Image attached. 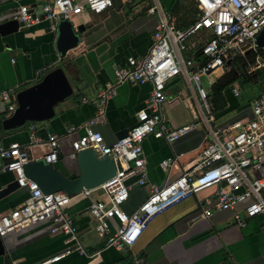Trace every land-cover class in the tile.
<instances>
[{
  "label": "built area",
  "instance_id": "obj_1",
  "mask_svg": "<svg viewBox=\"0 0 264 264\" xmlns=\"http://www.w3.org/2000/svg\"><path fill=\"white\" fill-rule=\"evenodd\" d=\"M151 1L146 12L155 14L157 21L146 54L127 56L126 67L113 69L112 82L94 98H81L82 103L94 104L95 112L79 125L82 134L70 140V158L87 148L99 159L110 158L115 168L111 178L74 195L62 190L45 193L25 176L22 165L27 159L21 147L13 142L0 148L1 170L11 172L18 188L26 193L18 205L0 213V237L44 221L49 222L50 234L59 233L63 237L64 247L42 259L40 264L55 262L71 253L88 258L97 253L87 251L81 244L78 228L67 211L69 203L78 197L87 198L85 210L94 220L93 230L102 237L103 246L116 249L132 245L156 214L210 187H213L214 210L228 211L238 227L256 217L261 218V226H264V94L248 102L249 117L236 119L214 131L215 113L209 102V91L201 84L203 78L210 89L215 72L235 57L246 61L248 55H253L255 67H264V60L258 61V53L264 51V46L255 44V36L264 29V0H192L196 18L183 29L173 25L159 0ZM112 5L113 0H40L37 13L35 7L18 5L7 18L21 22L22 26L46 21L48 29L56 33L61 20H70L72 15L82 11L99 14ZM195 34L201 35V42L190 53L186 43ZM176 77L181 78L192 93L195 116L187 123L169 126L162 117L160 105L166 98V83ZM122 82L150 84L145 99L146 112L123 137L106 143L91 126L101 121L108 99ZM12 95L0 91V101ZM12 107L8 102V111ZM197 126L204 130L197 159L172 178L168 177V171L173 159H161L158 165L166 172V178L160 184L148 183L141 148L143 139L151 136L171 143ZM74 129L69 127L66 133ZM28 131L29 144H40L33 125H28ZM44 144L46 150L41 159L55 163L59 155L58 135L46 133ZM257 170L261 173L254 175ZM130 178H134L136 185L148 184L149 188L146 196L126 213L121 206L128 198L130 184L127 180ZM199 215L206 218L212 211L201 208ZM109 218L115 219L113 230Z\"/></svg>",
  "mask_w": 264,
  "mask_h": 264
},
{
  "label": "crops",
  "instance_id": "obj_2",
  "mask_svg": "<svg viewBox=\"0 0 264 264\" xmlns=\"http://www.w3.org/2000/svg\"><path fill=\"white\" fill-rule=\"evenodd\" d=\"M151 3V0H113L112 7L102 13L82 11L73 15L70 21L74 25L83 24L85 28L80 34V42L67 50L62 58L57 57L54 33L48 29L46 21L21 26L16 32L0 36V91L13 94L35 83L56 66L62 67L72 87L71 94L54 106L51 118L28 121L11 129H3L0 125V148L14 142L21 147L27 160L37 159L46 150V133L57 134L59 155L53 166L65 175L76 174L75 159L68 156L70 140L82 134L83 129L79 125L95 112L94 104L82 103L81 98H94L112 82L113 69L126 67L127 56L146 54L157 21L155 14L146 12ZM159 3L169 14L173 25L178 24L176 19L179 16L183 15L184 19L186 14L193 13L192 7L195 8L192 0H159ZM39 4L40 0H0V19H8L18 5L35 7L37 13ZM200 36L195 34L187 40L188 52L196 50L201 42ZM179 81L183 89L176 84ZM172 85L176 87L173 91L169 88ZM149 90V83L118 84L115 94L105 105L101 121L91 128L99 132L106 143L114 142L116 133L130 128L145 114ZM179 91L187 108L179 102ZM191 94L179 77L166 83V98L160 105V112L169 126H178L193 119L195 107ZM10 102L14 108L15 102ZM235 110L236 115L217 124L216 128L246 117L242 111ZM224 111H228L226 103L214 118ZM2 118L0 116V120ZM30 124L34 126V135L40 139V144H29ZM69 127L75 129L66 133ZM203 134V127L197 126L171 143L146 136L141 148L148 183L160 184L166 178V172L158 165L161 159H173L169 178L190 166L197 159ZM2 164L0 158V188L13 180L11 172L1 170ZM127 183L130 184L128 198L121 206L126 213L146 196L149 188L148 184L136 185L134 178L128 179ZM212 191L213 187L201 190L156 214L135 242L122 249L103 246L102 237L93 230L94 220L86 213L87 198L73 199L67 211L78 228V238L87 251L97 253L91 258L71 253L48 264H264L261 218L250 219L245 226L238 227L228 211L213 209ZM25 194L23 188H18L1 197L0 213L18 205ZM201 208H208L212 215L201 217ZM108 222L113 230L115 219L109 218ZM49 227V222L44 221L3 235L6 252L0 256V264H40L42 259L60 251L64 247L63 237L59 233L50 234Z\"/></svg>",
  "mask_w": 264,
  "mask_h": 264
},
{
  "label": "water",
  "instance_id": "obj_3",
  "mask_svg": "<svg viewBox=\"0 0 264 264\" xmlns=\"http://www.w3.org/2000/svg\"><path fill=\"white\" fill-rule=\"evenodd\" d=\"M22 26L21 22L13 19L0 20V36L16 32ZM83 24L74 25L70 20H61L54 33V50L58 58H62L66 51L74 48L81 40ZM255 44L264 46V29L255 36ZM228 64V62H226ZM72 92L62 67L56 66L35 83L15 91L12 97L0 101V125L3 129H11L23 125L25 122H38L49 119L54 114V106ZM13 100L14 108L8 111L7 104ZM124 128L115 134L120 139L126 134ZM77 173L65 175L53 164L46 163L41 158L27 160L22 168L25 176L33 180L42 192L50 193L62 190L67 195H74L82 189H91L102 184L115 174L113 161L108 158H97L90 149L80 150L75 156ZM18 189L15 180L0 188V198ZM3 236L0 237V256L5 253Z\"/></svg>",
  "mask_w": 264,
  "mask_h": 264
},
{
  "label": "rangeland",
  "instance_id": "obj_4",
  "mask_svg": "<svg viewBox=\"0 0 264 264\" xmlns=\"http://www.w3.org/2000/svg\"><path fill=\"white\" fill-rule=\"evenodd\" d=\"M182 1V0H179ZM193 11L196 15V9L193 8ZM73 18V15L70 17V19ZM190 39V38H189ZM188 39V40H189ZM260 56V55H259ZM240 63H243L242 66L244 68V76L246 77L243 81L241 78L232 81L229 83L226 87V89L222 92V95L225 99V103L228 106V111H224L222 113H218L219 116L215 119L213 124V130L216 131V125L223 122L224 120L228 118H232L234 115H236L237 110H240L243 112V114L246 117H249V107L248 102L261 94H264V67L256 68L255 67V59H253V55H248L246 57V61H242L241 59ZM264 59L260 56L258 58L259 62H262ZM225 70H221V72H224ZM257 71L259 73V76L253 75V72ZM220 70L216 71L214 74V80L217 79V76L219 73H221ZM213 77H210V80H212ZM180 89H183L182 82L179 81L176 83ZM175 84V85H176ZM201 84L205 88L206 91H209L208 85L206 84L205 80L201 78ZM171 91L175 90V86L169 87ZM179 102L187 108V104L184 102L182 98V92H178ZM168 99V97H167ZM247 113V114H246ZM261 173L260 170H257L254 172V175H259Z\"/></svg>",
  "mask_w": 264,
  "mask_h": 264
},
{
  "label": "trees",
  "instance_id": "obj_5",
  "mask_svg": "<svg viewBox=\"0 0 264 264\" xmlns=\"http://www.w3.org/2000/svg\"><path fill=\"white\" fill-rule=\"evenodd\" d=\"M196 18L195 12L186 14L183 19V15L179 16L176 21L178 24H174L176 28L183 29L188 26ZM264 59V51H259L258 53ZM243 63H240L239 57H235L226 67L223 69L224 72H220L217 79L213 81L209 89V102L211 109L214 113H217L225 106V100L222 92L226 89L227 85L234 80L242 79L245 80ZM253 75L259 76L257 71L253 72ZM72 177V176H71Z\"/></svg>",
  "mask_w": 264,
  "mask_h": 264
}]
</instances>
